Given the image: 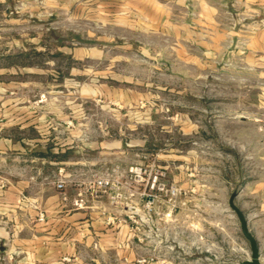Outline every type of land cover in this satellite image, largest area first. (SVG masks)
<instances>
[{
  "label": "rangeland",
  "instance_id": "rangeland-1",
  "mask_svg": "<svg viewBox=\"0 0 264 264\" xmlns=\"http://www.w3.org/2000/svg\"><path fill=\"white\" fill-rule=\"evenodd\" d=\"M151 6L37 0L31 16L0 15V82L16 86L22 102L49 104L52 119H79L85 138H96V158L104 151L109 164L127 167L151 154L171 179L195 187L200 209L194 228L181 235L182 260L250 259L229 205L236 194L264 263V51L253 52L248 38L232 31L221 38L196 22L194 10L165 16ZM148 249L85 250L68 263L165 264L168 254Z\"/></svg>",
  "mask_w": 264,
  "mask_h": 264
},
{
  "label": "crops",
  "instance_id": "crops-1",
  "mask_svg": "<svg viewBox=\"0 0 264 264\" xmlns=\"http://www.w3.org/2000/svg\"><path fill=\"white\" fill-rule=\"evenodd\" d=\"M152 1L153 12L194 10L201 16L196 22L219 30L221 38L232 31L237 39L247 37L253 52L264 51V0ZM37 8V0H0L2 16H31ZM248 30L252 34H244ZM20 94L0 82V264H69L85 250L113 253L127 231L105 227L99 205L106 200L96 204L95 196L84 194L83 205L75 204L82 190L79 176L102 167L108 161L104 151L96 158V138H85L79 119L62 114L52 119L49 104L22 102ZM59 178L68 180L63 190L56 186Z\"/></svg>",
  "mask_w": 264,
  "mask_h": 264
},
{
  "label": "built area",
  "instance_id": "built-area-1",
  "mask_svg": "<svg viewBox=\"0 0 264 264\" xmlns=\"http://www.w3.org/2000/svg\"><path fill=\"white\" fill-rule=\"evenodd\" d=\"M261 22L264 25V19ZM43 98L45 94L41 95V100ZM153 156L142 154L139 162L127 167L105 161L102 167H96V175L90 182L79 181L82 190L75 204L83 205L84 194L95 196L96 204L105 199L107 205H99L105 227L127 231V239L119 243L120 248L139 246L149 253L148 245H155L159 252L169 255L162 263L192 264L191 260L181 259L178 247L182 244L181 235L195 225L194 212L200 209L197 189L185 188L171 179L168 166ZM67 181L59 178L57 188L63 190ZM39 219L45 220L43 212ZM148 260L151 262L153 258L139 262ZM215 264H226V261L219 260Z\"/></svg>",
  "mask_w": 264,
  "mask_h": 264
},
{
  "label": "water",
  "instance_id": "water-1",
  "mask_svg": "<svg viewBox=\"0 0 264 264\" xmlns=\"http://www.w3.org/2000/svg\"><path fill=\"white\" fill-rule=\"evenodd\" d=\"M235 196L236 194H233L231 196L229 200V205L232 208V210L236 213L239 219L241 232L243 236L248 240L251 250L250 259L244 260L242 264H264L261 260V252L258 241L249 228L247 216L242 211V209L236 204Z\"/></svg>",
  "mask_w": 264,
  "mask_h": 264
}]
</instances>
